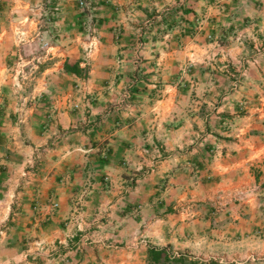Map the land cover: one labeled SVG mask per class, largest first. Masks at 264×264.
<instances>
[{
  "label": "crops",
  "instance_id": "1",
  "mask_svg": "<svg viewBox=\"0 0 264 264\" xmlns=\"http://www.w3.org/2000/svg\"><path fill=\"white\" fill-rule=\"evenodd\" d=\"M91 8L0 0V264H264V0Z\"/></svg>",
  "mask_w": 264,
  "mask_h": 264
},
{
  "label": "built area",
  "instance_id": "2",
  "mask_svg": "<svg viewBox=\"0 0 264 264\" xmlns=\"http://www.w3.org/2000/svg\"><path fill=\"white\" fill-rule=\"evenodd\" d=\"M80 5H81V8H82L86 13H88V15H89L90 17H92V15H91V12H92V8H91V0H80ZM51 14H52V11H51V10L44 9L43 12H42V15H40V16L38 17L37 20H34L35 23H36V27H37L38 30H39L37 35H41V34H42V32H41V29H42V28L49 26V24L51 23ZM90 19H91V18H89V20H90ZM92 19H93V17H92ZM90 30L93 31V32L96 31V28H95L93 22H91V20H90ZM20 35L22 36V35H24V34L21 32ZM49 48H50L49 43L45 42V43L42 44V49L49 50ZM89 51H91V50H89ZM243 194H244V193H243ZM246 194L248 195V192H246ZM247 195H245V194L242 195V197H240V199H241V200L246 199V196H247ZM53 207H54V208H57V207H58V204L55 203V204L53 205Z\"/></svg>",
  "mask_w": 264,
  "mask_h": 264
},
{
  "label": "trees",
  "instance_id": "3",
  "mask_svg": "<svg viewBox=\"0 0 264 264\" xmlns=\"http://www.w3.org/2000/svg\"><path fill=\"white\" fill-rule=\"evenodd\" d=\"M149 255H150L149 264H154V263L160 264L162 261L163 264H195L194 261H191L186 257L171 258L164 250L152 249L150 250Z\"/></svg>",
  "mask_w": 264,
  "mask_h": 264
},
{
  "label": "rangeland",
  "instance_id": "4",
  "mask_svg": "<svg viewBox=\"0 0 264 264\" xmlns=\"http://www.w3.org/2000/svg\"><path fill=\"white\" fill-rule=\"evenodd\" d=\"M154 264H156V263H154ZM160 264H163V261Z\"/></svg>",
  "mask_w": 264,
  "mask_h": 264
}]
</instances>
